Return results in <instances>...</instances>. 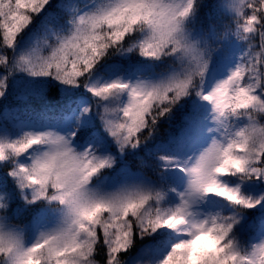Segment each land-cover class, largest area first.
Returning a JSON list of instances; mask_svg holds the SVG:
<instances>
[{
    "label": "snow or ice",
    "instance_id": "obj_1",
    "mask_svg": "<svg viewBox=\"0 0 264 264\" xmlns=\"http://www.w3.org/2000/svg\"><path fill=\"white\" fill-rule=\"evenodd\" d=\"M0 264H264V0H0Z\"/></svg>",
    "mask_w": 264,
    "mask_h": 264
}]
</instances>
